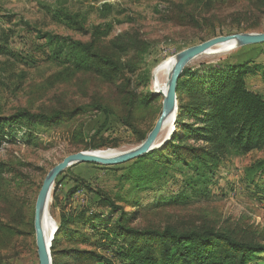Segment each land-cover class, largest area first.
Listing matches in <instances>:
<instances>
[{
  "label": "rangeland",
  "instance_id": "374dc122",
  "mask_svg": "<svg viewBox=\"0 0 264 264\" xmlns=\"http://www.w3.org/2000/svg\"><path fill=\"white\" fill-rule=\"evenodd\" d=\"M48 7H68L79 13L85 20V31L55 23ZM97 26L110 30L101 40L96 39L100 49L110 51L113 41H127L131 47L128 55L122 56V60L137 66L135 74L125 72L133 82L131 88L155 92V69L182 50L220 35L264 32V0H0V40L3 33L9 34V45L15 53L0 55L2 111L7 114L26 108L51 113L82 108L75 117L50 125L37 124L29 129L21 123L11 140L0 146V161L10 164L13 170L0 181V218L9 225L0 228V264H40L35 205L41 185L54 166L70 154L95 151L92 147L99 144L107 145L99 150L121 153L134 149L142 143L135 130L150 131L161 113L163 96L159 94L151 108L137 113L133 120L136 126L125 125L121 120L127 114L124 77L108 81L94 72L75 71L69 65L53 62L48 58L51 46L38 35L39 31L52 32L90 42ZM244 61H254L264 68V43L202 54L187 67ZM247 84L264 95L261 71L249 74ZM96 105L106 106L111 112L99 110ZM172 129L173 125L161 133L159 144L170 137ZM261 157L264 151L259 150L230 155L205 196L187 189L184 181L190 171L186 168L170 169L163 179L135 189L124 175L136 159L118 166L76 163L55 181L47 213L57 228L63 211L86 208L88 215L109 214L111 207L102 202L103 197L86 189L88 184L116 198L128 212L135 210L133 204L138 202L141 213L132 226L170 225L182 230L213 226L229 229L240 238L264 242V176L249 181L245 175ZM73 188L81 189L68 199L67 193ZM54 191L58 200L54 199ZM185 196L190 200L183 203ZM125 199L132 204L127 205ZM75 228L79 230L74 235L76 241L62 236L58 252L79 248L110 254L104 243L108 238L101 231L90 225ZM63 256L58 255L60 264H93L75 254Z\"/></svg>",
  "mask_w": 264,
  "mask_h": 264
},
{
  "label": "trees",
  "instance_id": "16d2710c",
  "mask_svg": "<svg viewBox=\"0 0 264 264\" xmlns=\"http://www.w3.org/2000/svg\"><path fill=\"white\" fill-rule=\"evenodd\" d=\"M48 13L55 23L85 31L84 18L68 7H48ZM98 33L102 35L98 36ZM109 33L110 30L97 26L90 42L52 32L39 31L38 35L51 46L48 58L53 62L69 65L75 71L94 72L108 81L124 77L126 83L122 86V92L125 94L123 103L127 114L121 116V120L127 126H136L133 120L137 113L151 108L159 95L151 91L139 92L137 87L131 88L133 82L125 74H135L137 66L122 60V56L128 55L131 50L127 41H113L110 51H104L95 44L97 38L101 40ZM2 35L0 55L14 56L9 45V34ZM258 71L264 77L263 66L254 61L202 63L197 68L186 67L178 81L179 109L171 139L162 147L136 158L124 175L125 181L140 189L163 179L170 169L186 168L190 171L184 181L187 189L205 196L209 194L211 185L215 184V175L221 171L230 155L264 151V95L250 89L247 84V76ZM96 108L111 112L106 106L96 105ZM81 111L82 108L77 107L36 113L20 108L6 114L0 106V146L11 140L12 132L21 123L33 129L37 124L50 125L71 119ZM150 131L135 130L140 142L147 138ZM106 146L99 144L92 148L98 151ZM12 171L10 164L0 161V181ZM247 171V180L261 179L264 176V157L256 159ZM257 185L260 189L261 186ZM85 188L103 197L102 202L111 207V212L88 215L86 208L79 212L63 211L51 248L53 264H60V254L65 257L75 254L93 261V264H252L251 260L264 264V242L260 240L240 238L229 229L213 226L186 230L170 225L166 228L132 226L141 213L138 202L133 204L135 210L128 212L117 204L116 198L108 197L102 190L88 184ZM80 189H71L67 193L68 199ZM54 199L58 200L55 191ZM182 200L186 203L190 197L185 196ZM125 201L127 205L132 204L130 199ZM77 225H90V228L101 231L108 238L104 243L105 248L110 249V254L79 248L58 252L57 245L62 236L76 241L74 235L79 230L74 227ZM8 226L0 218V228Z\"/></svg>",
  "mask_w": 264,
  "mask_h": 264
},
{
  "label": "water",
  "instance_id": "95a60500",
  "mask_svg": "<svg viewBox=\"0 0 264 264\" xmlns=\"http://www.w3.org/2000/svg\"><path fill=\"white\" fill-rule=\"evenodd\" d=\"M230 41H234L237 46L263 44L264 32H243L229 35H220L182 50L177 55L173 72L168 83V88L166 94L163 97L161 113L147 138L138 147L121 152L114 156H100L92 153V151H80L68 155L50 170L39 190L34 214V227L40 264H53L51 248L58 228L56 226L53 237L51 238V241L48 242L43 230V217L44 213L47 212V204L51 197L53 185L59 175L63 173L64 170L69 166L76 163H94L103 166H118L121 164H125L167 143V141L171 139L176 127L179 109L177 86L178 81L184 72V69L193 60H195L197 57L204 54L211 48ZM154 94L159 95L161 93L155 91ZM171 116L174 118V120L170 137L163 141L161 144L155 146V143L161 134L165 122Z\"/></svg>",
  "mask_w": 264,
  "mask_h": 264
},
{
  "label": "bare ground",
  "instance_id": "6f19581e",
  "mask_svg": "<svg viewBox=\"0 0 264 264\" xmlns=\"http://www.w3.org/2000/svg\"><path fill=\"white\" fill-rule=\"evenodd\" d=\"M235 47H237V44L234 41L225 42V43L219 44L211 48L204 54L223 52V51L233 49ZM176 59H177V56L170 57L166 59L164 62H162L159 66H157V68L155 69V73H154L155 90L160 92L163 97L166 94L168 83H169L171 74L173 72ZM173 120L174 118L172 116L167 119V121L165 122L163 126L161 133L164 130H167V129L169 130L172 127ZM159 138L156 141L155 146L159 144L160 142ZM92 153L96 155H100V156H114V155L119 154L120 152L118 150H98V151H92ZM55 228H56V224L54 223L53 219L50 218L47 212H45L44 217H43V230H44L45 236L47 237L48 242L51 241Z\"/></svg>",
  "mask_w": 264,
  "mask_h": 264
}]
</instances>
